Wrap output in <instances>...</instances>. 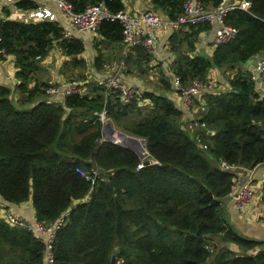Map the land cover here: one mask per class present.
<instances>
[{
    "label": "trees",
    "instance_id": "trees-1",
    "mask_svg": "<svg viewBox=\"0 0 264 264\" xmlns=\"http://www.w3.org/2000/svg\"><path fill=\"white\" fill-rule=\"evenodd\" d=\"M66 1L74 12L98 2ZM187 1L149 0V9L173 22ZM221 1L197 0L204 9ZM245 1L247 11L234 9L223 18L236 37L217 44L210 54L197 51L196 44L211 23L170 33L171 76L151 66L152 53L140 47L128 52L120 72L123 84L128 86L126 77H143L147 65L156 70L157 82L149 89L136 88L125 104L119 91L98 85L116 69L102 72L106 59L122 48L118 20L102 19L98 25L101 41L91 65L94 73L103 74L89 81L81 57L84 45L65 38L60 22L12 20L10 10H3L0 60L14 58L19 98L14 101L11 90L0 86V205L11 209L30 200L37 222L51 226L64 220L51 249L54 264H109L115 249L123 264H264V241L239 234L224 208L241 177L238 169L264 164V97L247 71L254 67L252 58L264 54V0ZM12 6L20 11L37 7L32 0H16ZM105 6L111 15L124 9L121 0H105ZM54 45L68 59L60 73L85 89L62 102L48 100V84L34 79ZM120 60L115 55L109 61ZM212 69L238 72L225 92L206 90L203 101L195 100L204 108L195 117L205 126L190 122L187 128L172 99L181 95L172 76L186 88L196 80L208 83ZM103 109L111 126L145 140L149 165L139 167L144 160L133 150L101 141L103 127L94 114ZM222 163L238 169L225 170ZM93 167L94 184L76 172L90 173ZM230 244L240 252L231 251ZM45 249L29 231L0 217V264H40Z\"/></svg>",
    "mask_w": 264,
    "mask_h": 264
},
{
    "label": "built area",
    "instance_id": "built-area-1",
    "mask_svg": "<svg viewBox=\"0 0 264 264\" xmlns=\"http://www.w3.org/2000/svg\"><path fill=\"white\" fill-rule=\"evenodd\" d=\"M8 4H13L15 0H5ZM55 2L57 9L59 10L63 22L65 23L66 29L73 30L75 32H95L98 29V25L102 19H116L123 26V44L127 49H134L137 47L142 48L148 53H153L156 43L157 36L156 31L164 29L167 25L171 28H183L186 29L191 25H196L199 23H218L219 28L214 34L213 45L230 41L236 37V31L223 24V18L227 12L239 9L247 11L250 3L245 0H236L233 3H227L226 0H222L221 3L211 9H204L203 6L197 2V0H188L183 7V12L179 17L173 21L168 22L162 19L157 13L153 11H143L136 15H130L125 13L123 10L119 11L116 15H111L105 6V0H98V2L92 6L86 7L82 12H74L71 4L66 0H51ZM111 1V0H109ZM21 13L22 18L26 22H37L42 20H51V13L48 10L42 8H34L31 10L24 11ZM23 21V20H22ZM24 22V21H23ZM67 38H70L71 33H65ZM124 70V66L120 64L115 71L108 76L107 80H99L98 85H101L105 90L119 91L122 95V102L128 103L135 97L136 88L132 85L125 86L121 81L120 72ZM250 74V79L260 84V97H264V57H261L252 67L248 69ZM172 82L176 89L179 88L181 91L180 100L182 102L183 108L188 112H193L194 102L198 100L197 98L202 92L210 89L208 83H203L201 81H194L192 84L186 88H181L178 77L172 76ZM85 91L82 84L76 81L69 82L65 85L54 86L48 85L45 89L46 98L50 101H60V99H65V97L71 96L73 94H81ZM61 102V101H60ZM101 123L102 138L101 141H110L112 143H118V140H110L105 134V127L109 124L108 117L106 115V110L103 109L99 113H95ZM195 127H204V123H199L197 118L191 120ZM205 148V147H202ZM222 167L225 170H236L235 166H231L222 163ZM240 172L246 173L245 183L243 185L239 184V179L235 180L234 186L229 198L232 201L234 207L239 213H243L252 198V192L250 189V184L252 182L251 170L245 168H239ZM76 172L82 175L86 181H90L92 184L98 179L96 168H91L90 173H85L81 169H76ZM0 217L4 219L10 226H18L29 231L37 240L43 242L46 245L45 258L40 264H54L53 255L51 253L52 245L54 243L55 234L58 229L64 225V220H58L51 226H45V224L39 223L36 220L28 222L25 218L19 216L11 209H6L4 206L0 205ZM264 223V218H262ZM115 264H123V260L117 259Z\"/></svg>",
    "mask_w": 264,
    "mask_h": 264
},
{
    "label": "crops",
    "instance_id": "crops-1",
    "mask_svg": "<svg viewBox=\"0 0 264 264\" xmlns=\"http://www.w3.org/2000/svg\"><path fill=\"white\" fill-rule=\"evenodd\" d=\"M16 1V0H15ZM36 1V8H42L45 10H48L51 13V20L60 22L61 26L66 30L65 23L62 21L63 18L59 12V10L56 7L55 2L51 0H32ZM124 9L123 11L130 15H136L143 11H149L151 8V5L149 4V0H121ZM227 3H233L234 0H226ZM13 4H8L5 0H0V17L4 18V12L3 10L5 8H8L10 10L8 19L12 20H18V21H24L21 13H25L24 11L17 10L12 6ZM210 5L207 4V9L209 10ZM211 28L205 33H201L199 36V40L196 44L197 51H204L207 54L212 53L214 49L213 40H214V34L216 30L219 28L218 23H211ZM175 28H171L168 25L162 29L156 31L157 36V43L154 49V52L152 53V64L151 66H158L156 69H159V67L168 73L170 76L172 75L170 73L171 68V62H172V55L169 52V46H168V38L170 33H172ZM75 34H72L70 37L77 38L83 45H84V52L81 55V57L85 60L87 69L86 72L92 73V76L94 79L96 77H99L104 72L110 69L118 68L120 64L124 66V58L126 54L131 52L133 49H127L125 48L124 44L122 43V48L117 52L116 50L113 51L112 56L117 55L118 57H121L122 60L120 62L116 63V61H109V59H106L102 74L94 73V68L92 67L91 63L93 62V58L96 55L95 51V44L101 39L99 36L94 32H74ZM110 51L105 52V54L108 56ZM264 55V54H261ZM67 58L62 54L61 50L54 45L53 48L49 51L47 56L41 61L40 68L37 72H35L34 79L35 81L44 82L48 85H65L66 84V75L61 74L60 70L67 62ZM254 66V65H253ZM125 68V66H124ZM251 68V67H250ZM146 72L145 75L141 78L134 77L136 81L132 80V78H124V82L128 85L135 86L136 88L143 89V81L146 80V78L149 75L157 76V72L155 69H149V65L145 67ZM248 69V68H244ZM88 70V71H87ZM248 71V70H247ZM238 72L237 69L230 70L224 72H220L217 69H212L208 74V84L211 86L210 89L207 90L206 94L209 92L211 94H219L223 93L228 89V82L229 80ZM16 68L14 65V58L10 55L4 56L0 60V86L7 87L11 90V99L17 102L19 95L15 89V86L18 84V81L15 78ZM96 74V77L95 75ZM89 77V76H88ZM150 80H153L149 77ZM93 80V79H92ZM37 81V82H38ZM157 82V80H156ZM155 82V83H156ZM35 82H32L29 85V88L34 86ZM151 82L147 80V86H150ZM258 85V84H257ZM260 96V84L258 85V90ZM208 93V94H209ZM205 92H202L197 98H200V101H203L202 98H205ZM175 103L176 107L182 112V120L186 123L187 128H189V124H191V120L194 119L195 113L188 112L184 110L182 102L180 100V97L172 98ZM205 101V99H204ZM60 102V101H59ZM30 107V106H29ZM194 110L198 111H204L203 106L198 107L195 106ZM246 173L241 172V177L239 178L240 185H243L246 181L245 179ZM251 176H252V182L250 184V189L252 192V198L249 202V205L247 209L243 213H239L236 208L234 207L232 201L230 198H228L225 202V211L227 214V217L229 219V222L232 224V226L244 237H247L252 240L256 241H264V223L262 222V218H264V164L259 165L254 170H251ZM1 201V199H0ZM1 203V202H0ZM4 206V205H3ZM12 211H14L19 216L25 218L28 222H32L35 220V213L32 206L31 201H26L24 203H21L17 206H14L11 208ZM37 221V220H36ZM231 251L235 253H239V248L234 245H226ZM259 249H256L253 254H255Z\"/></svg>",
    "mask_w": 264,
    "mask_h": 264
},
{
    "label": "water",
    "instance_id": "water-1",
    "mask_svg": "<svg viewBox=\"0 0 264 264\" xmlns=\"http://www.w3.org/2000/svg\"><path fill=\"white\" fill-rule=\"evenodd\" d=\"M261 57H264V55H260V56H256V57L252 58L250 63L255 65V63ZM62 100H64V99H60L61 102H62ZM104 131H105V134H106L108 139H110V140H113V139L118 140L119 141L118 143H119L120 146H124L126 148H129V149L133 150L138 155V157L141 160H144L143 164H141V166H139V167L149 165L150 160L146 159L147 156H148V153H147V151L145 149V140H143L141 138H134V137L126 136L125 134H122V133H119V132H115L111 128V126L109 124L105 127ZM208 134L209 135H213V132H208ZM138 144H142L143 145V148H144L143 151H139L137 149V145ZM99 171L102 172L103 170H99ZM116 254H117V250L115 249L114 253L111 256L109 264H115V262H116Z\"/></svg>",
    "mask_w": 264,
    "mask_h": 264
},
{
    "label": "rangeland",
    "instance_id": "rangeland-1",
    "mask_svg": "<svg viewBox=\"0 0 264 264\" xmlns=\"http://www.w3.org/2000/svg\"><path fill=\"white\" fill-rule=\"evenodd\" d=\"M75 31H73V30H70V29H66V30H64V32H63V35H64V37L65 38H67L66 37V35H65V33H71V35L72 34H75L74 33ZM94 33H96L97 34V31H95ZM98 35V34H97ZM87 76H89V81L90 80H92L93 79V76L91 75H89V73L87 74ZM149 77L150 78H152L153 80H150L149 79ZM132 80L134 81H136V79L135 78H132ZM147 80H149L150 82H151V84L153 85L155 82H156V80H157V76H152V75H149L147 78H146V80L145 81H143V85H144V89H149V86H147ZM73 81H75V78H72V79H69V80H67L66 81V84L67 83H69V82H73ZM134 88H136L135 86H133ZM108 123H109V125L111 126V124H110V121H108ZM111 128L115 131V132H119V133H122V134H125L119 127H117V126H111ZM126 135V134H125ZM127 136V135H126ZM129 136V135H128ZM131 137V136H130ZM134 138H136V137H134ZM119 142V141H118ZM116 144H118L119 145V143H116ZM129 149V148H128ZM148 159V158H147ZM239 184H240V182H239ZM240 234V233H239ZM243 236V235H242Z\"/></svg>",
    "mask_w": 264,
    "mask_h": 264
},
{
    "label": "bare ground",
    "instance_id": "bare-ground-1",
    "mask_svg": "<svg viewBox=\"0 0 264 264\" xmlns=\"http://www.w3.org/2000/svg\"><path fill=\"white\" fill-rule=\"evenodd\" d=\"M137 149H138L139 151H143V150H144L143 145H142V144H138V145H137Z\"/></svg>",
    "mask_w": 264,
    "mask_h": 264
}]
</instances>
